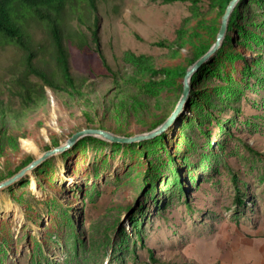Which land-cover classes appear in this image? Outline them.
Returning <instances> with one entry per match:
<instances>
[{
    "label": "rangeland",
    "instance_id": "rangeland-1",
    "mask_svg": "<svg viewBox=\"0 0 264 264\" xmlns=\"http://www.w3.org/2000/svg\"><path fill=\"white\" fill-rule=\"evenodd\" d=\"M241 3L252 22L237 19L162 134L130 143L83 136L0 190V264H264V3ZM96 4L97 42L90 30L84 43L64 40L81 91L45 87V103L5 122L18 145L1 143L2 180L82 129L133 136L168 116L196 45L188 34L213 40L223 3L197 1L199 15L194 0ZM31 31L45 47L38 59L57 68L48 32ZM24 61L23 50L0 44V100L18 105L22 79L39 81ZM119 77L146 88V119L138 106L123 120L102 113ZM24 140L35 149L22 150Z\"/></svg>",
    "mask_w": 264,
    "mask_h": 264
},
{
    "label": "trees",
    "instance_id": "trees-1",
    "mask_svg": "<svg viewBox=\"0 0 264 264\" xmlns=\"http://www.w3.org/2000/svg\"><path fill=\"white\" fill-rule=\"evenodd\" d=\"M163 1L173 2L177 0ZM197 1L200 0H194L195 7L191 8V12L199 15L198 6L196 5ZM220 1L223 3L219 6L223 15L230 0ZM259 1L264 3V0ZM96 3L97 0H0V44H13L23 50L26 74H34L39 79V81H29L28 83H25L22 79L20 82L22 90L20 91L21 96L18 105H15L11 100L7 102L0 100V155L2 154L1 143L3 139L9 141L7 143L9 148L14 149L18 145L16 137L5 127V122L9 121L17 124L19 120L21 121L26 117L30 105L35 106L45 103L47 99L45 87H49L55 94H60L65 89V86L68 85L69 87L72 86L73 90L77 92L81 91L80 87L82 85H77L75 80L70 77L69 53L64 40L65 35L68 33L70 37L73 36L78 39V42L84 43L90 30L92 39L97 42V29H95L97 20L94 12ZM240 16L245 17L247 22H252L247 13L244 12L241 0L231 13L227 32L238 25L237 19ZM198 18L201 22L204 20L200 17ZM72 20H74V23L71 22ZM32 27H43L48 32L58 69L55 68L49 71L45 68L49 67L47 63L45 61L42 62V59H38L40 58L38 56L39 51H45V47L36 41L31 31ZM188 36L196 42V45L190 50L191 58L189 63L191 65L210 48L215 38L210 41L205 38L202 39L197 35L196 30H193V33L190 32ZM226 36L222 43L226 40ZM237 53L241 55V52L238 51ZM151 70L153 71V69ZM56 71L59 72L58 77H56ZM24 77V75L20 76V78ZM195 80L196 75L193 74L191 82H195ZM111 86H113L114 92H110V97H104L102 101L103 114H107L108 118H115V116L127 118L129 117V112L134 110L135 106H138L143 119L147 118L151 109L149 106H145L142 99L145 98L147 92L144 86L120 77L115 78ZM158 101L163 102L160 99ZM147 109L150 110L146 111ZM84 116L86 120H91L87 112H84ZM166 117L155 119L150 125V130L160 125ZM85 138L95 140V137L90 135ZM53 143L55 146L59 145L57 142ZM26 159L16 171H19L33 160L30 156L26 157ZM3 177L0 171V181ZM151 257L154 259L153 255Z\"/></svg>",
    "mask_w": 264,
    "mask_h": 264
},
{
    "label": "water",
    "instance_id": "water-1",
    "mask_svg": "<svg viewBox=\"0 0 264 264\" xmlns=\"http://www.w3.org/2000/svg\"><path fill=\"white\" fill-rule=\"evenodd\" d=\"M239 1L240 0L229 1L223 15L221 16L220 27L216 34L215 41L203 55H201L193 64H191L186 69L183 78V89L181 95L175 107L171 111V113L166 117V119L160 125H158L154 129L146 133L136 134L133 136H120L102 129H82L80 131H77L73 133L66 140L65 143L46 150L44 153L34 158L28 165L17 171L15 174H13L12 176L8 177L5 180L0 181V190L24 177L27 173H29L32 169L37 167L41 162H43L48 157L57 153H62L66 149L70 148L79 138L83 136H87V135L98 136L112 142L130 143L144 139H150L162 134L165 130L169 128V126H171L174 123V121L178 118V116L184 111L185 104L191 92V84H190L191 78L193 74L221 47V44L227 33L229 18L231 16L233 9L235 8V6Z\"/></svg>",
    "mask_w": 264,
    "mask_h": 264
},
{
    "label": "bare ground",
    "instance_id": "bare-ground-1",
    "mask_svg": "<svg viewBox=\"0 0 264 264\" xmlns=\"http://www.w3.org/2000/svg\"><path fill=\"white\" fill-rule=\"evenodd\" d=\"M21 147H22V150H26V151L35 149L34 145L30 141H27V140H24L23 144H21Z\"/></svg>",
    "mask_w": 264,
    "mask_h": 264
}]
</instances>
